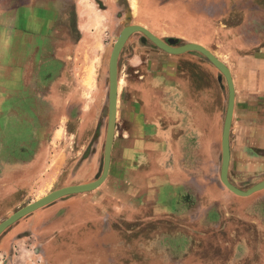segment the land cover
I'll use <instances>...</instances> for the list:
<instances>
[{
	"label": "rangeland",
	"instance_id": "1",
	"mask_svg": "<svg viewBox=\"0 0 264 264\" xmlns=\"http://www.w3.org/2000/svg\"><path fill=\"white\" fill-rule=\"evenodd\" d=\"M72 2L77 10L68 24H56L54 13L68 10L53 15L44 10L42 22L35 10H27L26 32L6 34L23 44L26 63L15 70L25 78L11 84L16 97L10 112L2 110L8 96L0 82V224L56 191L94 184L103 176L110 60L124 32L114 139L139 141L144 157L138 155L136 163L144 169L153 153L150 142H161L165 132L176 128L173 140L194 141L184 171L206 172L203 186H218L220 194L200 190L194 178L171 190L148 192L134 187L132 177L105 192H75L62 197L65 202L57 209L36 210L4 230L0 264H264V189L238 199L221 179L230 99L225 73L200 51L170 54L147 35L130 30L145 27L176 50L203 45L231 72L236 92L231 160L233 150L246 146L239 121L257 130L264 127V0ZM1 4L7 7L8 2ZM172 64L178 69L168 76L162 66ZM72 102L82 109L74 118L68 113ZM177 104L181 114L171 112ZM34 143L37 159L8 164L6 154L31 153ZM162 147L158 144L160 153ZM258 151L264 157V150ZM52 164L63 173L47 185L54 191L45 192L38 185L40 176L33 175L50 171ZM261 169L244 173L238 183L229 172V182L248 191L264 183L263 164ZM10 172L27 174L21 183L12 181L8 191L2 175ZM150 174L134 172L133 181ZM170 180L184 178L170 172ZM235 200L238 209L230 210Z\"/></svg>",
	"mask_w": 264,
	"mask_h": 264
},
{
	"label": "crops",
	"instance_id": "2",
	"mask_svg": "<svg viewBox=\"0 0 264 264\" xmlns=\"http://www.w3.org/2000/svg\"><path fill=\"white\" fill-rule=\"evenodd\" d=\"M8 2L7 7H4L2 4L0 6V17L4 20L0 19V35L3 37V39L0 40V82L2 83V94L7 97L6 104L3 105L2 110L6 112H10V102L11 98L16 97V93H12V86L11 84L15 83L16 81H21L25 77L23 76V73L20 74L18 77L15 74V70L18 69V67L21 69V66L24 65L26 62L24 60V57L22 58L21 53L23 52V49L25 48L23 44L16 42L15 39L6 38V34L12 33V32H26V28L24 29L26 25V16H27V10H35L34 14L38 15L40 17V21L43 20V11H49L53 15L54 10H68V11H61L60 13L58 11H54L55 13V21L56 24L59 23H67L68 17L75 16V11L77 9L74 8L73 0H6ZM56 7V8H55ZM55 8V9H54ZM5 17V18H4ZM53 17V16H52ZM65 21V22H64ZM42 30H40L41 32ZM164 65V64H162ZM163 69H167L168 76H173L176 74L178 69V64H172L167 66H162ZM262 92L264 91V88H262ZM16 91V90H15ZM14 91V92H15ZM8 94V95H7ZM138 96H142V93H138ZM78 103V104H77ZM236 104V102H235ZM178 107L174 108L172 107V113L175 111L178 114H181V104H177ZM5 107V108H4ZM236 107V105H235ZM82 109L80 107L79 102H72L71 105L68 107V113L72 118L77 116L79 113H81ZM236 113V111H234ZM235 115V114H234ZM238 126L241 129H245V138L243 145L246 144L244 148H236V150L232 152V158L230 160V166H229V172L230 176L234 183L240 182L239 179L242 178V175L244 173H250V172H258L261 169V164L264 165V157L261 156V153L258 150H264V127L260 130L255 129V126L250 128L248 127V124H245L242 122V120L239 121ZM176 131V128L170 129L168 132H165V136L163 137L162 141L152 140L150 142L151 144V151L153 153H149L147 155L146 160L148 161L147 167L144 169H140L138 164L136 163L137 160H139L140 154L144 157V152L141 150L139 146V141L132 139L131 137L128 138H117L114 139L113 149H112V155H111V163H110V170L107 179L104 181V183L97 189H103L105 192L108 191L111 187L114 189L116 185L119 183H123L124 179L127 177H132V183L134 184V187H137V189L146 188V191H154L157 188L160 191V188L171 190L172 186L174 184H179L180 186H184L187 181H192V178H194V182L198 183L200 190H207L214 192L216 194V197H218L220 194V190L218 186L211 185L209 190L208 187L206 188V185L203 186V180L204 176H206V172H185V164L187 163V150H191L188 148V146H192L194 141L191 137H183L179 140H173L174 133ZM158 144H162V153H160V149L158 148ZM36 147L38 145L36 143L32 144V152H22L20 153H8L6 154V161L8 164L10 162L15 161H26V159H37L36 156ZM191 152V151H190ZM259 152V153H258ZM36 156V157H35ZM262 159V160H261ZM173 161L180 162L175 163L173 165ZM201 162V166L205 165L206 158L199 159ZM136 164V165H135ZM9 168L11 166L7 165ZM137 166V168H135ZM175 166V168H174ZM199 170H201V168ZM51 168L48 169L50 171L47 172H40L37 175L34 174L33 177L37 178L36 176H40L38 179V185L41 184V189H43L45 192L54 191L53 188L47 187V185H54L60 175L63 172H58L56 169V166L52 164L50 166ZM174 168L173 171H171V168ZM37 172V171H36ZM134 172H151L149 176H146L144 178H140L139 175L136 177L133 181V173ZM170 172H175L177 175H180L184 178V181L181 182V180L178 181H171L170 180ZM205 173V174H204ZM3 174V173H2ZM27 172H19L18 174L13 173L11 174H4L2 175V180H6V182L9 185V190L12 188V181L16 182L19 180V183L21 178L26 176ZM78 172H71V176L75 177L79 175ZM165 178L167 179L165 181ZM135 179V178H134ZM71 182H69L70 184ZM68 184V185H69ZM72 184H74V180H72ZM115 185V186H114ZM114 186V187H113ZM25 187V185H23ZM249 196H239L235 195L238 199H248ZM232 201L233 197L231 196ZM215 198V197H214ZM236 202H230L229 207L231 209H238L239 206L237 203L238 200H235ZM65 200L63 198L58 199L51 204H48L42 208H40L37 211H50L53 209H57V207L64 203ZM237 203V204H236ZM236 205V206H235ZM238 215H240V211H237ZM242 214V213H241ZM11 227V226H10ZM9 228V227H8Z\"/></svg>",
	"mask_w": 264,
	"mask_h": 264
},
{
	"label": "water",
	"instance_id": "3",
	"mask_svg": "<svg viewBox=\"0 0 264 264\" xmlns=\"http://www.w3.org/2000/svg\"><path fill=\"white\" fill-rule=\"evenodd\" d=\"M130 30L134 32H141L145 35H147L154 43L161 46L166 52L174 55H181L190 51H200L204 53L221 71H223L227 77L228 84H229V90H230V99H229V108H228V114L227 119L225 123L224 133H223V168H222V175L221 179L224 185L234 192L235 194L239 196H249L254 194L255 192L261 191L264 189V183L258 186H255L254 188L248 190V191H242L235 186H233L228 179L229 174V166H230V150H229V136L231 131V126L233 122V116H234V110H235V98H236V92H235V86L233 82V78L231 75V72L225 68L220 60L212 54L210 50H208L206 47L200 44H190L186 46L183 49H173L170 46H168L166 43H164L162 40H160L158 37L154 36L152 32H150L147 28L142 26H133L130 28ZM125 41V32L122 34V36L119 38L117 44L114 46L111 60H110V109H109V126H108V134H107V141H106V148H105V165H104V172L103 176L94 184L89 185H76L71 187L63 188L59 191H56L49 197L33 203L29 205L28 207L20 210L13 216H11L9 219H7L5 222L0 224V235L4 230H6L8 227L15 224L17 221L22 219L24 216L48 205L52 202L70 195L75 192H89L96 190L99 188L104 181L107 179L109 170H110V163H111V155H112V145L114 141V135H115V126H116V106H117V63H118V54L120 52L121 45Z\"/></svg>",
	"mask_w": 264,
	"mask_h": 264
}]
</instances>
